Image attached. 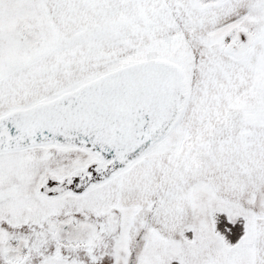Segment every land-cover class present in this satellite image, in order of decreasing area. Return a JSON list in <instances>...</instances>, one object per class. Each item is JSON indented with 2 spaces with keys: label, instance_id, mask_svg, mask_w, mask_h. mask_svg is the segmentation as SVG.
I'll list each match as a JSON object with an SVG mask.
<instances>
[{
  "label": "snow or ice",
  "instance_id": "snow-or-ice-1",
  "mask_svg": "<svg viewBox=\"0 0 264 264\" xmlns=\"http://www.w3.org/2000/svg\"><path fill=\"white\" fill-rule=\"evenodd\" d=\"M0 264H264V0H0Z\"/></svg>",
  "mask_w": 264,
  "mask_h": 264
}]
</instances>
